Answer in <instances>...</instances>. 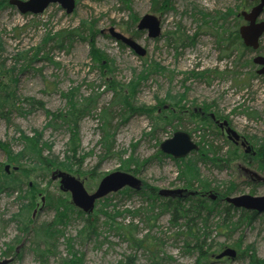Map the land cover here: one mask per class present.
Returning <instances> with one entry per match:
<instances>
[{
	"label": "rangeland",
	"instance_id": "1",
	"mask_svg": "<svg viewBox=\"0 0 264 264\" xmlns=\"http://www.w3.org/2000/svg\"><path fill=\"white\" fill-rule=\"evenodd\" d=\"M76 1L77 8L71 15H67L57 4L49 6L38 16L23 15L12 6L4 7L0 11V66L2 71L10 72L7 75L0 74V81L8 84L9 77L15 78L18 83L14 89L19 100L11 114L12 126H8L7 121L0 116V141L9 145L11 143L17 154L22 150L19 136L25 134L32 138L38 132L42 141L52 147V150L45 152V156L64 166L59 170L75 177L79 176L89 192L96 191L105 176L112 172H123V162L132 158L137 159L139 165L143 166L139 167L136 175L130 174L138 176L144 186L159 190L185 189L183 182L178 179L177 163L172 158L160 156L159 145L171 139L177 131H182L189 133L199 147L203 137L207 142L220 147L223 151L219 157L229 154L231 145L228 143L226 130H222L219 123L210 121V116L214 115L221 123L227 121L239 136L246 138L248 144L244 147L241 144L236 146L237 153L230 155L233 159L231 166L226 165L221 169L212 162L200 161L198 172L212 185V190L205 195L208 197V194H215L219 199L217 193L225 190L229 193L230 184L235 183V192L227 197L246 194L263 197L264 182L260 179L264 180V164L261 169L260 158L264 155V76L251 78L258 69L255 65H248L255 55L254 52L236 53L238 60L234 57L226 59L218 49L217 39L213 35L216 29L225 32L235 28V15L238 16L244 9L251 8L252 2L170 0V9L154 11L153 0H130L139 20L152 14L162 22L160 38L149 39L148 32L144 31L135 39L148 53L145 57H139L130 47H122L108 33V29L114 28L127 38H133V34L127 31V22L131 20L130 12L124 9L121 0ZM230 12L232 13L228 16ZM221 16H226L227 22ZM83 22H97L98 35L93 46L90 45L88 33L85 31L73 34L74 37L68 35L81 28ZM244 24L240 22L239 27ZM61 31L65 33L62 47L59 45L61 39L46 41L47 37L56 36ZM173 33L177 36L176 41H169ZM183 33L184 37L180 39ZM261 47V54L264 55V36L261 39ZM39 49L41 50L38 54ZM98 52L99 55L109 56L105 59V63H109L106 69L102 65V59L99 62L95 60ZM241 54L243 56L240 60ZM144 60L149 63L153 61L165 71L152 72L149 79L141 85L133 104L136 107L143 105L151 108L157 105V98L166 100L161 106L170 108V111H178V117L184 115V119L182 122L176 120L174 127L169 126L154 132L157 125L155 119L132 113L127 122L121 121L123 107L114 106L113 110L119 114L115 118V125H119L116 130V149L110 157H106L104 146L100 144L101 122L98 116H93L95 113L98 115L99 108L117 103H113L115 98L113 91L108 88L109 82L115 81L118 90L121 86L127 88L130 82L143 72ZM109 66L112 72L107 70ZM218 72L220 74L217 77ZM202 73L205 76H192ZM243 82L246 84H242ZM71 92L74 93V101L77 103L79 99L89 95L99 97L97 111L95 110L93 116L87 115L79 122L78 136L75 134V128L68 124L52 122L46 113L68 111L69 99L63 96ZM184 95L186 100L175 104V97ZM24 99L43 102L45 106L42 109L33 108ZM204 105L211 107V115L204 117H208V122L201 125L199 110L206 113ZM159 111L161 112V109ZM193 112L196 116L190 117ZM154 116H157L156 111ZM176 118L177 115L173 119ZM209 126L212 129L207 130L205 136L204 128ZM68 144L77 146L75 156ZM248 146L252 148L251 152H247ZM197 154H190L187 162L194 165L195 158L199 156ZM7 161L6 153L0 150V163L7 164L5 168L9 167V175L18 176L14 173L18 167L13 163L8 164ZM27 167L32 165L27 164ZM134 168L136 165H133L132 169ZM245 169L257 173L259 181H250L251 176ZM51 175L44 178L42 173H34L30 180L38 185L37 190L42 191L36 197L25 191L22 198L25 200L20 201V194L16 191L1 192L0 261L11 259V264H62L64 260L71 259L69 253L73 251L80 258L83 256L82 264H124L126 257H132L135 264H153L154 254L136 249L123 237V232L107 224L109 215L115 217V226L120 224L123 227H136V239L146 238L149 243L157 244V252L154 253L158 258L157 262L161 261L162 264H264V213L258 214L251 223L245 222L235 232L234 229L224 232L218 228L217 224L221 223L218 217H212L207 227L204 224L200 226L203 229L201 236L205 242L204 252L209 256V260L202 261L196 251L187 250L185 237L178 235L179 229L171 224V215L161 213L163 203L157 201V204L152 205L153 202L148 199L147 194H141L144 191L131 190V194L123 193L128 188L97 202L91 215L83 212L85 217H79L77 213H72L69 225L63 232L65 238H59L51 253L40 255L36 252L37 247L41 250L46 247L35 236L34 229L52 223L56 217L55 211L47 206L49 202L46 195L51 193L56 198L61 194L70 196V193L65 194L59 189V181H52ZM33 185L31 183V186ZM24 189L27 187L24 186ZM69 199L71 201V196ZM224 203L222 202L223 206ZM27 204L34 223L33 232L24 234L20 230V222L13 221V218ZM137 211L139 213L134 217L133 214ZM232 215L237 219L242 216L241 211ZM86 217L93 221L96 219L97 235L92 239L83 240L80 239L79 232L85 225ZM148 217L152 220H148ZM67 239H72L71 249L67 245ZM9 246L16 248V255H6ZM226 248L237 251L238 258L235 261L227 257L220 261L213 259Z\"/></svg>",
	"mask_w": 264,
	"mask_h": 264
},
{
	"label": "trees",
	"instance_id": "2",
	"mask_svg": "<svg viewBox=\"0 0 264 264\" xmlns=\"http://www.w3.org/2000/svg\"><path fill=\"white\" fill-rule=\"evenodd\" d=\"M248 1V0H244ZM9 0H2L0 1V11L4 8L9 6L10 4L8 3ZM122 4L124 5V9L128 10L130 12V19L129 22H127V31L132 35L134 39L139 38V36L142 35V31H138V28L136 25H138L139 17L135 14L134 10L131 7V1L130 0H121ZM169 2L170 0H153V9L154 11L163 9L166 11L167 9H170L169 7ZM232 12H230L229 15H231ZM236 16V21L234 24V27L232 30H225L219 31L216 29L215 32H213L214 37L217 39V47L221 52L224 54V57L226 59L234 57L236 60H238L235 56L236 53L239 52H253L252 49H247L242 41V38H240L239 35V25L240 22H243V20ZM224 21L228 20L226 16H221ZM221 20V19H219ZM227 22V21H226ZM96 24L97 22L94 23H87L83 22L81 28H78L75 30V32L69 33V37H74L73 34L77 33L80 34L83 31L88 33V40L90 41V45L93 46L95 43L96 36L98 35L97 29H96ZM217 24V23H216ZM215 24V25H216ZM137 28V29H136ZM132 31V32H131ZM181 33V31H180ZM65 33L61 31V33L56 34V36H49L47 37L46 41H50L51 39H61V44L59 45L62 47V44L64 42V35ZM184 33L182 36H180V39H183ZM177 36L173 33L172 36L169 37V41L175 40ZM92 39V40H90ZM176 41V40H175ZM1 42V41H0ZM119 43L122 47L124 44L121 42ZM260 53L262 52L263 48L260 47ZM41 49L37 50L38 54ZM96 54V59L98 62L102 59V65L106 69L107 66L109 65L108 62L105 63L106 56L107 58L109 57L108 55L101 54L99 55ZM234 55V56H233ZM243 54L240 56V60L242 58ZM222 58V57H221ZM104 60V61H103ZM144 70L143 72L135 77L130 84L128 85L127 88H124L121 86V89L118 90V84L114 82H109L110 90L113 91L114 98L115 100L113 103L117 102L116 105L110 104L108 107H101L99 108L100 112L98 115L95 113L93 116V113L96 112L98 105H99V97H95L94 95H89L86 96L84 99H79L77 96L78 103L74 101V96L73 92L64 94L63 97L66 99H69V109L68 111L62 113V112H56V113H51L46 112L48 114V117L51 118L52 122H60L64 125L68 124L70 127L75 128L76 131V136H78V131H79V122L83 120V118L88 116H98L100 123L99 130L102 133L101 136V141L100 144H103L104 146V155L106 157H110L113 153L114 150L116 149V135H117V128H119V125H115V118L119 115L116 114L114 109V106H122L124 113L121 114L120 116L122 117L121 121L127 122L129 116L131 117V114H142L147 115L151 119L156 120V126L154 128V132L157 130H164L166 127L173 126L174 127V122L176 120L182 122L184 119L183 116L178 117V111H170L171 109H166L163 108V104H165L166 100L161 101L157 98V105L153 106L151 108L143 106L142 107H136L133 104V101L136 99L135 97L138 94V91L141 87V85L146 82L149 77L152 75V72H162L165 71L164 68H161L160 65H156L153 63H149L147 60H144ZM249 66H254L253 61L251 60L248 62ZM2 67L0 66V74H9L10 72L2 71ZM109 72H112L111 67L107 69ZM105 70V71H107ZM13 74V73H12ZM220 73H216L217 77ZM194 77H202L205 76L204 73L202 74H192ZM253 76V77H252ZM251 78H258L257 72L253 73ZM210 75H208V78ZM9 83L7 84L6 82L0 81V116L7 121L8 126H12V120H11V114L12 112L16 109V103L19 101L17 98V94L15 93L14 86L17 85L18 81L13 78L9 77ZM210 82L208 81V84ZM242 84H246V82H243ZM177 99L175 101V104L178 103L180 104L181 102L186 100V96H177L175 97ZM174 99V100H175ZM26 103H29L30 106L33 108H39L42 109L45 105L43 102H38L36 100H26L24 99ZM214 104V103H213ZM211 107L208 105H204V110L206 113H209ZM161 109V112L159 111ZM184 109V108H180ZM96 110V111H95ZM47 111V110H46ZM157 112V116H154V112ZM182 111V110H181ZM196 113L193 112L190 114L191 116H196ZM177 115L176 119H173ZM154 116V118H153ZM208 117L204 118L202 117V121H200V124L203 125L204 123L208 122ZM212 119L210 118V121ZM210 125V124H209ZM162 126V127H159ZM159 127V128H158ZM212 129L211 126L209 128H204L205 136H207V130ZM219 135V134H218ZM20 139L19 142L22 145V150L19 153H15L12 145L8 143H2L0 141V150H3L6 153V159H8L7 163L11 164L13 163L18 167L17 171L14 170V173H17V175H9L8 172L5 170V165L7 164H2L0 163V194L1 192H8V191H16L20 194L19 200L24 201L23 195L24 192L27 191V193L30 195L32 194L33 196H38V193H41L42 191L37 190L38 185L34 182L31 181L30 179L34 175V173H42V176L48 177L54 170L56 169H62L64 166L61 165L60 163L55 161L54 159L48 158L45 156V152L48 150H52V147L48 145L45 141H42V136L39 135L38 132H36L32 138L25 136V134H22L19 136ZM203 137V141L199 143L200 149L199 153L197 154L198 157L195 158V164L191 165L190 162H187V159H182V160H174L175 163H177L178 166V179L183 182L184 188L187 190H195L194 192H197L196 196H188V198H179V199H165L162 198L158 195V188L152 187L145 185V190L142 195H146L149 200H152V205L157 204L156 202L159 201L161 202V208L162 211L161 213L163 214H170L171 215V224L179 229L178 235H182L185 237L186 240V246L187 250L190 252L193 250L196 251L199 254V259L202 261L204 260H209L208 254L205 255L204 252V240H202V234H203V229L200 227L203 224L205 227L209 225V223L212 220V217H218L221 219V223L217 224V227L220 228L222 231H226L229 229H234L233 232L236 231L239 227H241L242 224L246 222L251 223L253 219H255L258 215L255 212L252 211H245V210H240L238 208H234L232 205H228L227 203H224V206L222 205V202L224 198L227 196H232L233 193L235 192L237 188V184L231 183L230 187L227 190L223 192H218L219 194V199L217 200H212L206 197H203V194L209 193L210 190H212V185L209 182H206L207 180L203 179L200 172H198V168L200 165V161L203 162H212L214 166L220 167L222 169L223 166H230L233 163L232 157L230 155L234 152V154L237 153V147L232 143H229L231 145V151L230 153L226 155H222V157H219L222 153V149L218 146H215L214 143H209L207 142ZM204 143V144H203ZM209 143V144H208ZM161 144V143H160ZM69 148H72V152L74 153V156L76 155L77 151V146L68 144ZM160 146V145H159ZM208 146V147H206ZM160 156L166 157L165 155L162 154V152L158 151ZM213 155L210 159V156ZM245 155V154H244ZM209 156V157H208ZM263 157L260 158L261 162V169H263V164H264V155ZM169 157V156H167ZM230 157V158H229ZM170 158V157H169ZM189 158V157H188ZM219 159V160H216ZM30 162V163H28ZM146 162V161H145ZM144 162V163H145ZM187 163V164H186ZM27 164H31L32 167H27ZM121 170H124L125 172L132 173V174H137L139 172V165L138 160L135 158L128 159L127 161L123 162ZM133 165H136V168L134 170L132 169ZM143 166V165H142ZM141 166V167H142ZM19 174L21 177H19ZM31 182H30V181ZM31 183L34 185L31 186ZM198 185V187H197ZM24 186L27 187V189H24ZM126 194H131L133 193L131 190L126 189L125 190ZM254 193V191H252ZM48 198V204L47 206L50 207L52 210L55 211L56 217L55 220L52 223H47L42 225L39 228L34 229V233L36 234L35 236L40 240L41 244L46 247L44 250H41L40 247H37L36 252H38L40 255H45L51 253L52 248H55L56 243H58L59 238L63 237L65 238V235L63 234L64 229L69 225V220L71 218L72 213H77V215L80 217H85V214L82 211L77 210L72 202L70 201V196L69 195H64L61 194L59 197H55V195H52L49 193L46 195ZM34 197V198H35ZM223 197V198H222ZM46 198V201H47ZM59 198V199H58ZM63 199V200H62ZM35 200V199H34ZM60 205H59V203ZM27 205H24L22 211L18 213V215L14 216L13 221L20 222V230L26 234L30 233L32 231V224L34 223L33 218L31 217L29 207ZM101 211V210H100ZM241 211L242 216L240 219H237V217H234L232 213ZM102 212V211H101ZM131 213V212H130ZM139 211L136 213H132L134 217L137 216ZM26 216V217H25ZM25 217V218H24ZM109 218V222H107L108 225H110L111 228H115L118 231L123 232V237L127 239L133 247L143 249L145 251H149L154 254L153 257V264H162L161 261L157 262L158 258L155 256V253L157 252L158 245L149 243L146 238L144 239H136V227L134 226H125L123 227L122 225L115 226V217L113 216H107ZM148 220H152L151 217H148ZM244 220V221H242ZM85 225L79 232L80 234V239H92V237H96L97 235V222L96 219L93 221L91 218L86 217L84 219ZM118 224V223H117ZM33 232V231H32ZM222 234V233H221ZM72 239H67V245H69L70 249L72 248L71 245ZM238 247L240 245H237ZM155 252V253H154ZM13 253L16 255V248L9 246V251L6 253L8 257H10V254ZM71 259L64 260L62 264H82V260L80 256L76 255L71 251L69 253ZM124 264H135L133 262L132 257H126Z\"/></svg>",
	"mask_w": 264,
	"mask_h": 264
},
{
	"label": "water",
	"instance_id": "3",
	"mask_svg": "<svg viewBox=\"0 0 264 264\" xmlns=\"http://www.w3.org/2000/svg\"><path fill=\"white\" fill-rule=\"evenodd\" d=\"M256 1V0H251ZM259 5L254 7L253 9L247 11H242L239 16L243 17L246 24L242 25L239 29L240 37L243 40V44L246 48H252L255 52L259 51L260 42L262 36L264 35V20L262 19L264 12V0H258ZM9 4L13 7H16L19 12L23 15L32 14L37 15L45 12L49 6L53 4L60 5L61 8L67 12V15H71L74 13L77 7L76 0H10ZM140 23L138 24V31H147L149 39H158L162 35L161 28V19L157 18L155 15L149 14L140 19ZM260 21V22H259ZM105 34V32H101ZM108 33L110 36L125 44L127 47H130L134 54L139 57H145L148 53L145 48L141 46L140 43H137L133 38L126 37L120 32L115 31L114 28L108 29ZM253 62L256 66L261 68L259 72L260 75L264 74V56L256 55L253 58ZM213 119L214 115H211ZM219 123V122H218ZM217 123V124H218ZM220 128L222 130H226L227 138L231 141H239L241 140L239 134L231 127H229V123L224 121L219 123ZM248 142L246 138L242 142V147L247 146ZM248 151L251 152L252 148L247 147ZM160 152L164 155H168L172 157L174 160L185 159L189 157L192 153L199 152V146L192 140L191 135L182 131H177L171 139H167L160 145ZM255 155V153H254ZM9 167H6V171H8ZM16 170L18 168H15ZM246 173L251 176V181L256 182L259 181V176L257 173H253L245 169ZM51 180L54 182L59 181L60 190L64 193L71 194V201L73 205L82 212L91 215L94 213L95 206L97 202L102 201L103 198H106L113 193H118L123 191L125 188L132 189L133 191H142L144 188L143 182L138 178V176L132 175L128 172H112L105 176L99 185L96 188V191L89 192L85 187V182L78 177L71 175L70 173H66L61 170H56L51 175ZM263 181V179H260ZM159 196L163 198L170 199H179L185 198L188 196H196V193L193 191H188L186 189H168V190H160ZM211 199L216 200L217 196L215 194H209ZM225 202L229 205H232L234 208L243 209L247 211H252L257 214L264 213V196L263 197H254L251 195H243L233 197H227ZM238 253L234 249L226 248V250L219 255L215 256L214 259L220 261L222 259L230 258L232 260H236ZM11 259H4L0 261V264H11Z\"/></svg>",
	"mask_w": 264,
	"mask_h": 264
},
{
	"label": "flooded vegetation",
	"instance_id": "4",
	"mask_svg": "<svg viewBox=\"0 0 264 264\" xmlns=\"http://www.w3.org/2000/svg\"><path fill=\"white\" fill-rule=\"evenodd\" d=\"M251 2H252V4H253L252 7L249 8L248 10L245 9V11L249 12V10H251V9H253L254 7H256V6L259 5V1H258V0H256V1H251ZM263 14H264V12H263ZM261 20H264V17H263V16H262V19H260V21H261ZM260 21H259V22H260ZM263 36H264V35H263ZM260 47H261V45H260ZM260 47H259V48H260ZM260 50H261V48H260ZM260 55H262V54H260ZM165 108H167V107H165ZM199 111H200L202 117H206L207 115H208V116L211 115V113H209V114L207 113V114H206L205 112L203 113L202 110H199ZM210 117H211V116H210ZM217 119H218V118L216 117L215 119H212V120H213L214 122H217V123L219 122V123H221V121H220V120H217ZM229 127H230V125H229ZM240 138H241V140H239V141H237V142H236V141H233V140L231 141L229 138H228V140H229V143H231V144L233 143L235 146H239V144L242 145V143H240V142H241V141H242V142L244 141V137H241V136H240Z\"/></svg>",
	"mask_w": 264,
	"mask_h": 264
},
{
	"label": "bare ground",
	"instance_id": "5",
	"mask_svg": "<svg viewBox=\"0 0 264 264\" xmlns=\"http://www.w3.org/2000/svg\"><path fill=\"white\" fill-rule=\"evenodd\" d=\"M260 71H261V69H257V71H256V72H257V76H258V78L264 76V74H263V75H260V74H259ZM187 158H188V157H187ZM187 158H185V159H187ZM180 160H181V159H180ZM232 164H233V163H232ZM232 164H231V165H232ZM231 165H230V166H231ZM250 181H251V179H250ZM208 195H209V194H208ZM208 197H209V196H208ZM233 198H235V197H233Z\"/></svg>",
	"mask_w": 264,
	"mask_h": 264
}]
</instances>
